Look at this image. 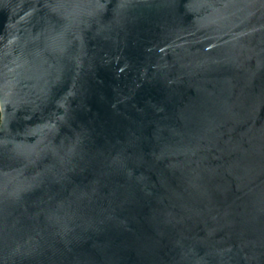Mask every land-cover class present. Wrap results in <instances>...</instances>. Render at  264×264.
<instances>
[{
    "label": "water",
    "instance_id": "obj_1",
    "mask_svg": "<svg viewBox=\"0 0 264 264\" xmlns=\"http://www.w3.org/2000/svg\"><path fill=\"white\" fill-rule=\"evenodd\" d=\"M0 264H264V0H0Z\"/></svg>",
    "mask_w": 264,
    "mask_h": 264
},
{
    "label": "trees",
    "instance_id": "obj_2",
    "mask_svg": "<svg viewBox=\"0 0 264 264\" xmlns=\"http://www.w3.org/2000/svg\"><path fill=\"white\" fill-rule=\"evenodd\" d=\"M0 119H1V114H0Z\"/></svg>",
    "mask_w": 264,
    "mask_h": 264
}]
</instances>
